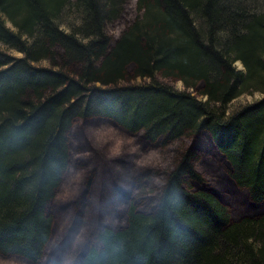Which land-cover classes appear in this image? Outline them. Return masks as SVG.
Listing matches in <instances>:
<instances>
[{
	"label": "trees",
	"instance_id": "1",
	"mask_svg": "<svg viewBox=\"0 0 264 264\" xmlns=\"http://www.w3.org/2000/svg\"><path fill=\"white\" fill-rule=\"evenodd\" d=\"M134 1L0 0V258L264 264V0Z\"/></svg>",
	"mask_w": 264,
	"mask_h": 264
},
{
	"label": "rangeland",
	"instance_id": "2",
	"mask_svg": "<svg viewBox=\"0 0 264 264\" xmlns=\"http://www.w3.org/2000/svg\"><path fill=\"white\" fill-rule=\"evenodd\" d=\"M128 10L130 11V14H137V9L135 8V1L134 0H128ZM7 25L10 27V28H13L14 29V27L11 25V23L10 22H7ZM111 31H112V33H113V35H117V31H118V29H117V27L116 26H114V27H112L111 28ZM0 47H2V45H0ZM10 53H12V54H14V55H16V56H20L21 55V53H19V52H17V51H14V50H10L9 51ZM39 64H42V65H47V63L46 62H41V63H39ZM236 64V66L238 67V68H241V64H240V62H236L235 63ZM141 81H143V79H139V78H137L136 80H134L133 82H141ZM171 86H173V87H175V88H177V89H181V88H183V86H182V83L180 82V81H177V82H174V83H169ZM261 93H259V92H255V93H251V94H242V95H240V96H238L237 98H235L233 101H231L230 102V104H229V110H231V109H233V108H235V107H237V106H239V105H241V104H244V103H246V102H251V101H253V100H255V99H258L259 97H261ZM102 122V121H101ZM117 140H120V137L118 136H116V139H115V143H116V141ZM207 135L206 134H203V135H201L198 139H195V140H192V143L190 144L193 148L192 149H195V151L196 150H198V148L201 146V145H204V143H207ZM121 141V140H120ZM208 144V143H207ZM171 147V146H170ZM112 150L110 151V153H109V155L108 156H112V155H114L113 153V148H111ZM200 149V148H199ZM155 152H157V151H155V150H153V149H151V150H148L146 153H142L141 155H140V158H139V161H140V163H142V164H144V165H152V164H154L155 163V157H156V153ZM213 152V151H212ZM164 157H166V156H164ZM119 161H120V159H119ZM119 161H117L118 163L117 164H114V165H111V166H113L116 170H119V171H121V169L119 168V166L121 165V164H123V162H119ZM76 165H78V164H76ZM79 167H80V165H79ZM80 169V168H79ZM78 172H80L79 170H78ZM98 172V171H97ZM98 174H99V176L100 177H102L103 176V174H101V173H99L98 172ZM116 181H117V184L120 186V187H122V185H123V182H122V180H117L116 179ZM125 185V184H124ZM104 188V187H103ZM123 188V187H122ZM124 192L125 193H127V194H129V193H132L133 191H135L134 190V188H133V186L132 185H125L124 186ZM233 188V187H232ZM216 190H219V192H221V187H216ZM238 191H240L238 188L236 189V188H233V191L232 192H238ZM125 196V195H124ZM124 196H122V198H124ZM127 197V196H126ZM104 202L105 201H103L102 200V202L100 201V203H99V205H98V208H99V215L96 217L97 219L99 218V219H101V221L103 222L104 221V223H106V224H109V223H111V225L113 224V225H115L113 222H112V220L109 218L110 216H112V214L110 213V210L109 209H107V210H105L104 209V207H105V205H104ZM119 205V202L117 203V206ZM243 205H245L246 206V203H242L241 204V206H239L240 208H242L243 207ZM105 211V212H104ZM111 220V221H110ZM72 223V222H71ZM71 223H70V225H71ZM0 264H16V263H13V262H11V261H8V260H6V259H2V258H0Z\"/></svg>",
	"mask_w": 264,
	"mask_h": 264
},
{
	"label": "clouds",
	"instance_id": "3",
	"mask_svg": "<svg viewBox=\"0 0 264 264\" xmlns=\"http://www.w3.org/2000/svg\"><path fill=\"white\" fill-rule=\"evenodd\" d=\"M121 145H122V141L117 140L113 147V152L118 153L120 151Z\"/></svg>",
	"mask_w": 264,
	"mask_h": 264
}]
</instances>
